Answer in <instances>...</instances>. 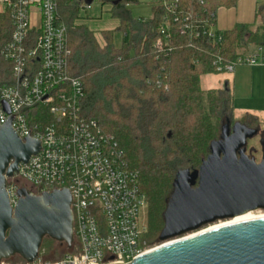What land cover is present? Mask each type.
I'll use <instances>...</instances> for the list:
<instances>
[{"label": "built area", "instance_id": "1", "mask_svg": "<svg viewBox=\"0 0 264 264\" xmlns=\"http://www.w3.org/2000/svg\"><path fill=\"white\" fill-rule=\"evenodd\" d=\"M156 3L165 9L166 21L154 49L165 64L173 49L171 26L214 46L221 41L215 13L195 16L181 0ZM58 8V0H0V37L5 38L0 55L10 65L6 82L0 81V123L15 114L12 127L18 136L41 141L39 152L6 178L10 203H18L23 187L35 195L68 188L73 198L72 248L49 260L41 247L38 257L26 264L129 263L157 247L148 242L147 228L139 221L140 209L146 206L140 173L130 167L116 136L82 114L84 84L70 73L72 50ZM257 62L256 54L226 61L214 53L211 59L216 73Z\"/></svg>", "mask_w": 264, "mask_h": 264}, {"label": "trees", "instance_id": "2", "mask_svg": "<svg viewBox=\"0 0 264 264\" xmlns=\"http://www.w3.org/2000/svg\"><path fill=\"white\" fill-rule=\"evenodd\" d=\"M138 1L101 0L103 5H111L112 16L121 22L118 30L122 29L127 36L120 46L114 43L113 30L102 32V44L90 27L75 23L84 0H58V10L67 26L72 50L70 73L84 84L82 114L97 119L105 131L114 134L130 167L139 171L146 196V239L152 245L159 240L164 227V212L177 172L200 167L210 153L211 142L220 138L228 120L231 127L240 122L258 128L259 140L264 141V120L250 113L236 117L228 85L204 89L200 80L203 74L216 73L211 65L214 53L233 61L241 48L264 46V0L257 4L254 25L239 24L223 31L215 46L207 40L182 35L177 27L171 26L173 49L166 64L156 58L154 49L159 28L166 21L165 9L156 6L151 18H136L128 6ZM238 1L181 0V3L193 15L205 16ZM4 42L5 38L0 37V48ZM195 60L201 64L197 66ZM9 66L0 55L1 82H6ZM159 76L161 86L157 83ZM260 147L264 155V144ZM247 152L255 157L257 149L252 147ZM54 244L56 241L50 238L43 241L48 258L58 251Z\"/></svg>", "mask_w": 264, "mask_h": 264}, {"label": "water", "instance_id": "3", "mask_svg": "<svg viewBox=\"0 0 264 264\" xmlns=\"http://www.w3.org/2000/svg\"><path fill=\"white\" fill-rule=\"evenodd\" d=\"M84 1L91 5L94 0ZM14 116L0 123V263L16 255L32 263L45 238L72 248L73 198L68 188L35 195L23 187L18 203L11 205L6 178L41 149L39 139L18 136ZM258 135V128L240 122L231 127L228 120L200 167L177 172L162 244L124 264H264V217L208 229L217 221L264 210V156L257 162L247 152L248 141Z\"/></svg>", "mask_w": 264, "mask_h": 264}, {"label": "crops", "instance_id": "4", "mask_svg": "<svg viewBox=\"0 0 264 264\" xmlns=\"http://www.w3.org/2000/svg\"><path fill=\"white\" fill-rule=\"evenodd\" d=\"M257 4L258 0H239L234 6L220 7L216 13V29L227 31L239 24L254 25ZM246 50L248 51L247 55H258V62L253 65L241 64L231 73H220V75L211 77L209 82L213 86L207 89L223 88L228 85L233 94L236 117L250 113L263 121L264 46H249Z\"/></svg>", "mask_w": 264, "mask_h": 264}, {"label": "rangeland", "instance_id": "5", "mask_svg": "<svg viewBox=\"0 0 264 264\" xmlns=\"http://www.w3.org/2000/svg\"><path fill=\"white\" fill-rule=\"evenodd\" d=\"M260 1L261 0H258V2ZM156 6H157L156 0H139L137 3L130 4L128 6V9L131 11L132 15L136 18L141 17V18L149 19L153 16V9ZM110 10H111V5L110 4L103 5L101 0H94L93 3L90 5V7H87L84 4H82L79 12L80 18H78L75 21V23L77 25L85 24L88 27H90L95 32L97 38L102 44L104 43L102 32L104 30H113L114 43L116 46H120L123 42V37L127 38V36L124 35V31L122 29L118 30L119 26L121 25V22L118 18L112 16ZM248 48L249 46L246 48H241L239 50L240 54L247 55L246 53L248 51L246 49ZM217 75H220V73L203 74L201 78L202 88H206V89L211 88V86L213 85H211L212 83H210L209 80L211 77H215ZM260 144L261 143L258 136L249 140V146H248L249 151L252 147L257 149V153L255 154V158L257 162H260L262 160V157L264 156L261 151ZM253 212L259 214V213H264V210H256ZM139 221L141 225L147 226L146 207H142L140 209ZM220 222L222 223L225 221H217L214 225L221 224ZM56 243L57 244H54L55 246L54 248L58 250L57 253L55 255H52L53 257L50 258H48V254H46V257L49 260H56L60 258L67 250L65 246L60 245L58 242ZM160 244H162V242L158 240L157 242L152 244V246L155 247V246H159ZM43 248H45L47 253L48 251L47 247H43ZM0 264H26V261L22 257L16 255L8 260H3L2 263Z\"/></svg>", "mask_w": 264, "mask_h": 264}, {"label": "bare ground", "instance_id": "6", "mask_svg": "<svg viewBox=\"0 0 264 264\" xmlns=\"http://www.w3.org/2000/svg\"><path fill=\"white\" fill-rule=\"evenodd\" d=\"M260 217H264V213L256 214L253 211H248V212H246L244 214L236 216L235 218H233L231 220H227V221L222 222V223L220 222L221 224H216V225L213 224L210 227H208V229L216 227L218 225H224V224H229V223H234V222H241V221H246V220L260 218Z\"/></svg>", "mask_w": 264, "mask_h": 264}]
</instances>
